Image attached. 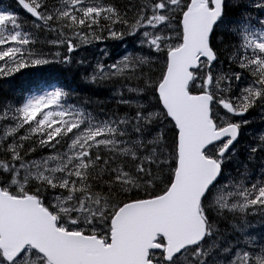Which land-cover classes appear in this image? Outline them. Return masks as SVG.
<instances>
[{"label": "snow or ice", "instance_id": "snow-or-ice-1", "mask_svg": "<svg viewBox=\"0 0 264 264\" xmlns=\"http://www.w3.org/2000/svg\"><path fill=\"white\" fill-rule=\"evenodd\" d=\"M0 264H264V0L0 6Z\"/></svg>", "mask_w": 264, "mask_h": 264}]
</instances>
